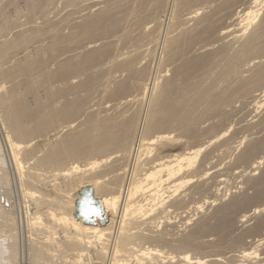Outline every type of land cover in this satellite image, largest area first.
I'll use <instances>...</instances> for the list:
<instances>
[{
  "label": "bare ground",
  "instance_id": "6f19581e",
  "mask_svg": "<svg viewBox=\"0 0 264 264\" xmlns=\"http://www.w3.org/2000/svg\"><path fill=\"white\" fill-rule=\"evenodd\" d=\"M40 1L27 0V2H24L21 0L22 3H31L32 6L38 3L36 9L41 8L39 4L42 5L43 1ZM66 1L72 5L81 2V0ZM104 1L110 2L107 8L104 9L103 5L104 10L100 8V12L88 18L85 17L87 19L83 20V23H75L74 29H71V34H68V36L60 32L59 22L56 23L58 24L57 27L54 19L53 22L51 21L53 25L51 29L49 28L51 25L49 22V27L45 23L48 29L44 24V29H40L41 26L39 28L36 24L38 27L35 28L40 30L30 28L33 31L27 32L29 29L25 27L27 31L22 30V33L18 34L17 32V35H12L9 31L13 27L16 28V22H12L16 25L11 24L12 27L10 26L11 29L8 32L11 33L10 37L14 36L16 38L9 39L6 31L5 36L9 40L4 41L1 33L5 34L6 29L3 25L4 23L7 25L11 23L10 20L6 19H11V17H6V15L13 14L3 13L2 15L0 13L1 16L5 15L6 17H1L6 22H1L2 19L0 21L3 26L0 24V40H3L0 42V62L3 64L5 59L11 61L13 59V57L9 58L11 55L17 57L20 53L23 54L22 50H25L24 48L27 52L29 47L31 49L25 55V60L22 59L23 63L17 57V61L20 59L19 63L14 62L15 59H13L16 65L9 67L10 65L3 64L4 68L9 67L10 69L6 68L0 73L3 84L9 81L11 83L10 86L0 84V118L5 129L3 137L5 147L2 148L0 144V190L6 192L5 189L9 188L8 186L11 183L12 176L10 177V175L16 173L22 190L30 198L33 205V212L30 213L31 217L28 218L30 220L27 219V222L35 233L32 236L30 235V238L28 237L30 242H28L27 254L25 250V254L21 252V257L25 260V255H28L29 264H82L86 255H89L88 258L85 257L88 259V263L84 264H130V261H134L135 264H264V246L262 245L264 244V109H259L260 107L263 108L264 105V9L261 13V9L264 8V0H169L172 2L169 11V14L171 13L170 18L172 17V32L170 31L169 37L166 36L168 38L167 41L165 40L163 53L160 57L155 55L159 58L158 63H161L164 67L166 66V69L163 70L165 74L162 73L155 77L150 74L153 72L154 66L151 67L152 69L147 67H150L151 62L147 61V64H145L147 58L141 60L139 55L135 54L144 47L141 39L139 45L143 47L138 45L139 51L138 46L136 47L137 51H135L134 43L139 41L138 35L141 34V38L142 35L143 37L144 34L147 35V32L142 34L146 31V29L143 30L146 26H141V23L143 24L146 21V17L152 16L159 19L158 14L167 12L171 2H167V0H131L129 2L127 0L126 2L123 0L113 4L111 2L113 0ZM50 2L52 3V1ZM84 2L91 4L94 3V0L91 3L89 1L87 3L86 0ZM84 2L81 3L84 4ZM100 2L102 4V1ZM98 4L100 3L91 6L97 8ZM5 5H3L5 10L10 7L9 3L6 5L8 7ZM20 5L18 6L20 7ZM149 5H152V7ZM53 6L55 8V5ZM43 7L45 6H42L41 11L46 12ZM238 7H240V10ZM92 8L89 11H92ZM27 11L24 13L27 12L30 15V10L27 9ZM22 12H20L21 15ZM47 12L45 13L46 17ZM76 13L74 12L75 15ZM131 13H136L137 19L143 20V22H138L135 17L133 18L135 21H133V25L134 23L137 26L140 25L143 32L140 33V30H137L140 33L135 34L138 39L132 37L134 32H131L132 35L130 34V36L125 34V39L128 40H126L127 44L133 38L129 45L134 44V47L131 45L130 48H135V55H131L129 52L131 56L127 57L124 51H129V46L127 45L128 47L124 50L125 40L121 41L123 44L119 43L123 37L120 36V38L122 37L120 39L116 34L119 32L118 29L122 25L124 26L123 21L128 22L127 25L129 21H132L125 19ZM34 14L36 15V13ZM167 14L168 12L163 15L164 19H166L165 15L167 16ZM42 15H44V12L39 16ZM14 17L12 18L13 21L15 20ZM34 18L33 21L36 20ZM70 22L74 23L72 20ZM28 23L30 22L28 21ZM62 23L65 24L64 21ZM162 23H165V21ZM130 24L132 26V23ZM19 25L17 29L20 28ZM152 25L155 26L156 23ZM131 26L128 28L126 26V33L128 30V33L130 32ZM169 27L167 28L169 29ZM21 28L23 29V27ZM61 28L63 29L62 26ZM159 28L161 29V27ZM48 30L49 33L53 34V37L50 36L51 34H46L52 39L51 45L48 47L37 45L39 48L33 54L34 51L31 52V47L34 44L41 43H37V36H39V41L41 39L46 40L43 36ZM116 30L118 31L115 33ZM157 30H155L156 33ZM177 30L179 31L176 32ZM124 31H121L122 34H120L124 35ZM12 32H14L13 34L16 33L15 31ZM158 33L157 38L159 37ZM41 34L44 35L40 39ZM111 34L112 38L114 35L116 36L115 40L119 38L118 44H122L123 52L119 51L121 46L116 43L117 41L115 43H111L112 39L108 43L103 41L105 39L102 38H110ZM153 35L155 36L154 33ZM99 36L101 37L100 40L95 39ZM128 36L130 40L127 38ZM149 37L147 35L144 39L142 38V41L145 42L146 38ZM32 40L33 44H31ZM35 40L37 41L35 42ZM100 41L102 43H99ZM146 41L148 42V40ZM156 41L159 42L160 40ZM76 42L78 44L84 42L79 46L82 45V49L88 47L87 51H85V48L83 50L86 53L81 51L83 54L81 55L80 51L77 52L73 48L72 44ZM147 42L144 43L145 49L148 47ZM67 44L72 45L73 49H71L75 53L69 51L66 56L69 58L72 52L75 57L77 56V59L74 56L73 59L71 57L61 59V61H57L58 69L50 71L48 68L49 62L54 58V53L59 47ZM115 44L117 45L115 46ZM154 44L158 43L154 42ZM70 45L67 50L70 49ZM158 46H154V48ZM114 49L119 52L115 51L117 53L113 54ZM130 50L133 52L132 49ZM158 50L156 49L157 52ZM76 52L80 53V56ZM145 52L142 55L146 56L149 50ZM154 53L152 56H154ZM139 54L142 56L141 53ZM19 56L22 58V55ZM154 59L156 60V58ZM102 61H107L114 68L112 70L116 71L115 75L111 72L112 78L109 79L107 73L110 66L105 63L107 67L104 65V69H108L104 79L108 81V84L100 79L101 75L104 74L102 73L104 69H101L103 65H100L101 68L99 66L95 67ZM148 62H150V65H148ZM143 64L144 66H142ZM157 65L159 66V64ZM93 66L95 69L99 68L102 71L98 69V73L95 75L96 70L92 68ZM90 69L95 70H91L94 75H85V73H91V71L89 72ZM168 71L171 73L169 74ZM35 73L43 74V79L57 76L60 77L59 80H61V77L68 79V76H72L74 73H78V75L81 73V76L84 74L85 79H87L83 78L85 81L80 84L78 82L79 85H76L77 82H75L76 86L73 88L71 87L72 84L69 85L70 83L63 82L70 86L69 89L72 88V90L79 92L80 88H88L89 95L94 91L96 92V90L91 92L90 89L99 88L100 80L104 81V86H109V80L111 79L114 83L112 80L110 83L115 84V86L110 88V86H113L110 84L109 88L104 87L107 88L110 96H120L122 98L140 96V99H144L150 91L152 93L155 91V94L151 96L152 93L150 92L149 97H152V101H149V105L147 104L145 113L143 108L146 107L145 104L149 97L145 98V104H141V106H145L142 107V111L140 105L139 108L132 102L139 109L134 108L138 112L134 110L131 115L129 113L125 115L126 112L132 110L126 109L124 105H121V108L127 110L124 111L125 113H122L123 110L119 107L122 110L120 111L117 107L118 109H115V111L121 113L117 112L116 114L114 111L115 115L111 113V116L106 115L107 117H105L103 115V117L100 114L99 116L92 114L89 115V118H87V115L84 128L83 126L78 130H75V128L74 131H70V134L67 133L66 137H60L61 139L57 137L59 140L53 144L47 141L50 145L45 146V152L41 151L43 155L41 154L36 159V165L25 167V160L35 156L36 149L31 148L32 139L46 134L50 129L56 128L62 121L73 120V117H77L78 113L84 111L82 107L84 101H86L81 96L74 98L73 101H64V98L67 99L63 95L68 89L66 86L64 89L58 86L61 90H55L48 86L49 83L33 78ZM166 75H169V77H166ZM19 76L22 77H20L22 80L17 81ZM42 77L40 76V79ZM162 77H165L163 82H161ZM48 82L50 81L48 80ZM51 83L53 82L51 81ZM52 86L54 87V85ZM42 92H45L47 96ZM41 94L47 97V100L45 98L44 101L40 96ZM59 95L60 97L62 95V98L64 97L63 101H59L65 103L57 106L54 102H57L56 99L59 98ZM129 100L131 99L126 100V103L127 101L130 102ZM32 101L35 102L34 106L31 105ZM130 103L125 106H131ZM108 110H105V112ZM258 110L263 112L260 113ZM70 124H68V128ZM63 127L62 129H64ZM61 131L57 132L60 133ZM5 148L6 150H4ZM93 156L102 158L104 162L111 160L110 162L113 165L110 164L111 168H109V164L108 167L104 166V169L107 167L104 170L100 166L103 164H100L102 160L99 159L98 162L96 159L95 162H91L85 168L74 163L71 167L66 166L71 160L75 161ZM230 156H234L233 161H230ZM226 159H229L230 162H227ZM9 167L12 168V172L9 171ZM42 167L52 168L53 170L50 172L53 174L47 175L39 172ZM99 167L102 169L100 170ZM241 167L246 168L242 169ZM55 169L57 170L56 173ZM92 169H96V171L99 169L98 172L100 173L86 177L87 174L85 173ZM102 170L104 171L101 172ZM233 171L236 175L238 173L239 177L245 178L243 180L238 177L242 180L239 181L240 183L238 182L239 185H236L237 181H235L236 184L234 183L236 186L232 183V186L236 189L233 190V187L231 189L230 187L229 189L226 188L227 190H225L227 192L229 190V194L226 191L223 194V185L221 184L226 185V182L229 183L228 177H230L229 179H231V176L236 177V175H232ZM77 173H82V175L76 176ZM89 183L93 184L95 196L101 199L105 211L110 213L111 222L107 225H102L99 222L95 225L86 224L83 219L75 216V201L80 197L79 191L82 187L90 185ZM37 187L41 191H38ZM47 188V193L49 188L51 192L53 191L52 193H55L54 197L50 193H48L49 197L47 196L48 194L44 191ZM74 190L76 193H71ZM226 193L230 197L223 202ZM206 194H209L208 200L211 199L207 201L209 206H217L210 213L203 212L188 232L174 237L177 234L172 233L173 236H169L170 232L166 233L165 230V232L163 230L161 232L155 229L157 219L162 220L164 218L170 224L174 212H177L179 216L180 210L189 213L193 208L195 212L192 205L197 203L195 202L197 198L198 200L202 199L200 196L207 197ZM205 199L207 200V198ZM200 206L197 205L196 210L201 209ZM44 215L46 221L43 218ZM187 218L185 222L188 224L191 220H195L192 215ZM251 219L256 220L255 223H251L252 225L249 222ZM186 223L184 224L186 225ZM16 229H18V224L14 211L6 209L0 203V237L2 238V240L0 238V258H2L0 260H3L4 264L18 263L16 259H19L20 255L17 248L20 249L15 244V241L18 240H15L18 233H16ZM201 236L209 239L204 240L202 237L201 239L204 240L202 241L199 239ZM212 236L216 237V240H212ZM249 236L255 238L259 236V238L253 239L251 237L255 241L248 242L247 237L249 238ZM230 239L231 241H229ZM146 243L154 244V246L145 247L144 244ZM205 243L211 247L215 245L214 247L216 250L219 249L220 253L211 249L215 253L201 256ZM251 245L258 246V250L263 246V251L260 249V252H252L248 249ZM260 245L262 246L260 247ZM241 246L242 249H240ZM162 247H169L177 254L173 255L169 251H164ZM225 249L228 253H234L226 256L227 252L224 254L221 252ZM194 250L201 253L200 257L190 255V252ZM209 250L206 251L209 252ZM71 253L74 255L70 256ZM108 255H110V258H108Z\"/></svg>",
  "mask_w": 264,
  "mask_h": 264
},
{
  "label": "rangeland",
  "instance_id": "374dc122",
  "mask_svg": "<svg viewBox=\"0 0 264 264\" xmlns=\"http://www.w3.org/2000/svg\"><path fill=\"white\" fill-rule=\"evenodd\" d=\"M0 1H1V2H0V9H1V10H0V13H2V15H3V13H4V14L7 13L8 15L13 14V15H10V16H7V15H6V17H9V18L11 17V19L6 18L5 15H4V16H1V14H0V21H1V19H2L1 22H6L5 20L3 21V18H6L7 20H10V22H11V23H8L9 25H7L6 23H4V25H3L4 28L6 29V30L4 29L5 31L3 30V31L5 32V34H2V33H1V35H2L4 41H6V39H8V38H9V39H12V40H13L14 38H16V37H14V36L10 37V36H11V33H12V35H17V32H18V34H19V33H22V30H23V31H24V30L27 31V30L25 29V27L29 29L27 32H30V30H31L32 28H35V27H38V26H39V28H40V26H41L40 29H44V28L47 27V26L49 27V23L51 24V23L53 22V21H52L53 19H54V23H55V24L59 22V25H60V26H59L60 32H61L62 34H64L65 36H66V35L68 36V34H71V31L74 29L73 27H75V23H76V24H78V23L81 24V22L83 23V22H84L83 20H86L88 17H90V16H92V15H94V14L100 12L99 9H100V8L103 9V5H104V9H105V8H107V6L110 4V2H107V1L105 2L104 0H99V1H98V0H94V3H91L93 0H86L87 3H88V1H89V3H91V4H86V3L84 2L85 0H84V1L81 0V2H82V3L84 2V4H82V3L80 2V4L78 3V4L80 5V6H79L78 4H74V5L69 4L70 2L68 3L66 0L63 1L65 4L62 2V0H59V1L56 0L57 2H54L55 0H54V1H53V0H45V1H44V0H41L40 2L43 1V2H42V5L39 4V6H40L41 8H40V9H36L35 7L38 5V3H37V5L35 4V6H34V5L32 6L31 3H22L21 0H20V1H18V0H17V1H16V0H14V1L11 0V1H10V0H9V2H8V0H4L3 2H2V0H0ZM23 1H24V2H27V0H23ZM48 1H49V4L55 5V8H54V6L52 7V5H49V4H48ZM50 1H52V3H51ZM65 1L67 2V4H66ZM100 1H102V4H101ZM122 1H123V0H121V1L113 0V1H111V2H113V4H116V3H118V2H122ZM125 1L127 2V0H125ZM129 1H131V0H128V2H129ZM168 1H169V0H167V2H168ZM7 2L9 3V6H10V7H11V5H12L11 10H14V11H11V10H10V7L6 6V5L8 4ZM19 2H20V3H19ZM28 2H29V1H28ZM40 2H39V3H40ZM98 2H99L100 4L97 5V8H96V6L92 8L91 5L94 6V4H95V3H98ZM169 2H171V1H169ZM5 3H6V5H5ZM17 3H19V4H17ZM45 3H46V4H45ZM53 3H54V4H53ZM108 3H109V4H108ZM20 4H21V5H20ZM23 4H24L25 6H24ZM26 4H29V5L27 6ZM3 5H5V6L8 7V8H6V10H5V7H4ZM18 5H20V7H19ZM22 5H23V6H22ZM30 5H31V6H30ZM43 5L45 6V7H43V8L46 10V12L48 11V12H47V14H48L47 17L49 16L50 18H47V17L45 16V15H46V14H45L46 12H45L44 10H42V11L44 12V15H42L43 18L41 19L42 16H39V15L43 14V12L41 11ZM48 5H49V6H48ZM56 5H57L58 7H57ZM75 5H76V6H75ZM77 5H78V6H77ZM83 5H85V6H83ZM99 5H100V6H99ZM171 5H172V2L169 3V8H168V11H167L168 14H169V11H170V9H171V7H170ZM21 6H22V7H21ZM26 6H27L28 8H27ZM29 6H30V8H29ZM46 6H47L48 8H47ZM71 6H74V7H71ZM149 6L152 7V5H149ZM149 6H148V8H150ZM198 6H200V5H198ZM16 7H17V8H16ZM18 7H19V8H18ZM31 7H32V8H31ZM33 7H34V9H33ZM75 7H77V9H75ZM81 7H83V8L81 9ZM87 7H88V8H87ZM20 8H21V10H20ZM22 8H24V9H22ZM37 8H39V7H37ZM52 8H54V9H52ZM57 8H58V9H57ZM71 8H72V9H71ZM78 8H79V9H78ZM91 8H92V11H89V10H91ZM239 8H240V7H238V9H239ZM3 9H4L5 11H2ZM16 9H18V10H16ZM27 9L30 10L31 13H30V12H29V13H30L32 19H31L30 15L27 13V12H28ZM65 9H66V10H65ZM83 9H85L87 12H86L85 10H83ZM93 9H94V11H93ZM104 9H103V10H104ZM263 9H264V8H262L261 11H262ZM7 10H8V11H7ZM24 10L27 11V12L24 13V12H25ZM37 10H39V11H37ZM68 10H69V11H68ZM71 10H72V11H71ZM77 10H78V12H79V13L77 12L78 14L76 13ZM239 10H240V9H239ZM10 11H11V12H10ZM16 11H17V12H16ZM18 11H19V12H18ZM22 11H23V12H22ZM50 11H52V12H50ZM73 11L76 13V15L74 14ZM101 11H102V10H101ZM261 11H260V12H261ZM9 12H10V13H9ZM12 12H13V13H12ZM20 12H22V15H21ZM40 12H41V13H40ZM49 12H50L51 14H50ZM55 12H56V13H55ZM72 12H73V13H72ZM88 12H89V13H88ZM90 12H91V13H90ZM167 12L165 11V12H161V14H158L159 19H155V18H153L152 16H149V17L147 16V17H148V18L146 17V21H147V23H146L145 19H144L145 22H143V20H142V21H141V20H138V19H137V15H136V13H131L129 16H127V17L125 18L126 20H132V21H129V24H128V25L131 26L130 23H132V26H131V27L133 28V30H132V28L130 27V28H131V29H130V32L128 33V31H129V30H128L127 33H126V30H127V29H126V26H127V28H128L129 26L127 25L128 22L125 21V22H126V24H125V22L123 21L124 26L122 25V27H124L125 29H124V28L122 29V27H121L120 29H118L119 32H117L118 30H116V31H114V32H115V33L117 32L116 36H118L119 38H120V36L123 37V38L121 37L122 39L120 38L121 40L119 41V43L124 39L125 41H124V40H123V41H124L126 44H125V43L123 44V42H121V43L123 44V46L125 45V46H124V50L129 46V51H126V50L124 51V50H123V46H122V44H118V40H119V38H118V40H117V39L115 40V38H116L115 35H114L113 38H112V34H111V37H110V38L108 37V38H102V39H105V40H103V41L106 42V43L111 42L112 40H113V41H112L111 43H113V42L115 43V42L117 41L116 43H117L119 46H121V47L117 46V47H119V49L121 48L119 51H121V52L124 51L125 54L127 55V57H130L132 54L135 53L134 50H135V48L140 44V43H139V42H140V39H141V43H142V45H143L144 47H143L142 45H139V46H142L144 49H145V47H146L144 43H146V42H147L146 40H148V42H147V44H148L147 46H148V47H147L146 49L149 50L150 53L147 52L146 49L144 50L143 48H142V49L140 48L141 50H144L143 52H142L141 50L139 51V46H138L137 48H138V51H139V52H138V53H135V54H136V55H139V57L141 58V60H145V59L147 58L146 62L144 61L145 64H147V61H150V62H151V65H150V62H148V65H150V67L146 65L149 69H150L152 66H154V67H153L154 69L152 70L153 72L150 73L151 75H153L152 77H155V76L161 75L162 73L165 74V71L163 72V70L166 69V66L164 67L163 65H161V63H158V62H159V58H157V57H160V55L163 53V51H164L163 48H165V47H164V46H165L164 44H166L167 38L170 36V34H171V32H172V28H171V27H172V24H171V23H172V22H171V18H172V17L170 18V14H171V13H170L169 15L167 14V16L165 15V18H166V19H164V16H163V15L166 14ZM19 13H20V14H19ZM34 13H36V15H38V13H39V15L36 16ZM82 13H83V14H82ZM86 13H87L88 16L86 15ZM162 13H164V14H162ZM261 13H263V11H262ZM27 14H28V15H27ZM32 14H34V15H32ZM53 14H54V15H53ZM58 14H59V15H58ZM70 14H72V15H70ZM79 14H81V15H79ZM90 14H91V15H90ZM26 15H27V16H26ZM66 15H67L68 17L72 18V19L68 18ZM160 15H161V16H160ZM260 15H261V14H260ZM14 16H15V17H14ZM23 16H24V17H23ZM25 16H26V18H25ZM34 16H35V18H34ZM158 16H157V18H158ZM168 16H169V18H168ZM1 17H3V18H1ZM13 17H14V19H15L14 21L12 20ZM28 17H30V18L28 19ZM36 17H38V18H36ZM51 17H52V19H51ZM65 17H67V18H65ZM79 17H82V18H84V19H82V18L80 19ZM85 17H87V18L85 19ZM129 17L132 18V19H130ZM134 17L137 19L136 21H138V22H140V21L143 22V24L141 23V26H142V25H143V27L146 26V28L143 29V30L146 29V31L143 32V30H142V28L140 27V25H139L138 22H137V23H138L139 26H137V24H135V23H134V25H133V21H134L133 18H134ZM150 17H152V18H150ZM160 17H161V18H160ZM162 17H163V18H162ZM259 17H260V16H259ZM33 18L36 19L37 21H36V20L33 21ZM73 18H74V19H73ZM257 18H258V17H257ZM18 19H19V20H18ZM27 19H28V20H27ZM61 19H63V20H61ZM66 19H67V21H66ZM139 19H140V18H139ZM150 19H151V20H150ZM152 19H153V21H152ZM163 19H164V20H163ZM11 20H12V21H11ZM16 20H17V21H16ZM45 20H48V21H45ZM49 20H50V21H49ZM55 20H56V21H55ZM71 20L74 21V23H73V22H70ZM76 20H78L79 22H78V21L75 22ZM166 20H167V21H166ZM168 20H169V21H168ZM256 20H257V19H256ZM28 21L30 22V23H28L29 25L27 24ZM31 21H33V22L31 23ZM39 21H40V22H39ZM44 21H45V22H44ZM51 21H52V22H51ZM57 21H58V22H57ZM63 21H64L65 24L62 23ZM157 21H158V22H157ZM164 21H165V23H162V22H164ZM12 22H13V23L16 22L17 25H16V24H13ZM37 22H38V23H37ZM42 22H43V23H42ZM48 22H49V23H48ZM134 22H135V21H134ZM150 22H151V23H150ZM160 22H161V23H160ZM41 23H42V24H41ZM45 23H47V26H46ZM61 23H62V25H61ZM149 23H150L151 25H152L153 23H154V25H155V23H156V25H155V26H153V25L151 26ZM167 23H169V24H167ZM0 24H1V26H2V23H0ZM11 24H13L14 26L16 25V28L13 27L15 30H14L13 28H12V29L10 28V26L12 27ZM19 24H20L21 26H20ZM33 24H34V26H33ZM36 24H37L38 26H37ZM39 24H40V25H39ZM43 24H44L45 27L43 26ZM71 24H72V25H71ZM144 24H145V25H144ZM159 24H160V25H159ZM170 24H171V26L169 27ZM5 25H6V26H5ZM18 25H19V27H20L19 29H17V28H18ZM22 25H23V26H22ZM30 25H31V26H30ZM3 26H2V27H3ZM29 26H30V27H29ZM42 26H43V27H42ZM52 26H53V25L51 24L49 28L51 29ZM56 26L58 27V24H56ZM61 26L63 27V29L61 28ZM133 26H134V27H133ZM149 26H150V27H149ZM7 27H8V28H7ZM21 27H23V29H22ZM48 27H47V29H48ZM64 27H66V28H64ZM137 27H140L141 29H140V28L136 29ZM147 27L150 28L151 30L149 29V31H147V29H148ZM159 27H161V29H162V28H163V29L161 30ZM167 27H169V29H168ZM30 28H31V29H30ZM154 28H156V29L159 30V31L157 30V33L159 32V33H158V34H159V37L161 36L160 39H158L159 37L157 38V33H156V31H155L156 29L154 30ZM166 28L169 30V33H168V31H167ZM9 29H11V30H9ZM37 29H38V28H37ZM37 29L35 28V29H33V30H37ZM40 29H38V30H40ZM68 29H69V30H68ZM71 29H72V30H71ZM121 29H122V30H121ZM164 29H165V30H164ZM249 29H250V28H249ZM249 29H248V30H249ZM8 30L11 31V33L8 32ZM19 30H21V31L19 32ZM33 30H31V31H33ZM124 30H125V31H124ZM131 30H132V31H131ZM134 30H136V31H134ZM137 30H140V33L143 32L142 34H144V33L147 32L148 37H149V36H150V37H149V38H146L145 42L142 41V38L144 39L145 37H147V35L145 36V34H144V37H143V35H142V38H141V36H140L141 34H140ZM248 30H247V33H248ZM6 31H7L8 33H7ZM12 31H15L16 33L13 34L14 32H12ZM25 31H24V32H25ZM64 31H65V33H64ZM68 31H69V32H68ZM121 31H124V32H123L124 35H121V34H122ZM160 31H163V32H160ZM170 31H171V32H170ZM178 31H179V30H177L176 32H178ZM4 32H3V33H4ZM24 32H23V33H24ZM46 32H47V33H44L45 35H46V34H51V33H49V32H50L49 30L46 31ZM66 32H67V33H66ZM131 32H132V33L134 32V33H133L134 36L131 34ZM135 32H138V33H135ZM165 32H166V34H165ZM6 33H7V35H8V38L5 36ZM115 33H114V34H115ZM120 33H121V34H120ZM153 33L155 34V36L153 35ZM161 33H163V34L161 35ZM9 34H10V35H9ZM44 34H43V35H44ZM125 34H126V35L129 34V36H130V34H131L133 38L136 37V35L140 34V35H138V37H139V41H137V43H134V44H135V48H130V46H131L132 44L129 45L130 42H132L133 38H132L131 41H129L128 44H127V42H126L127 39H125V37H126ZM135 34H136V35H135ZM151 34H152V35H151ZM245 34H246V33H245ZM1 35H0V37H1ZM43 35L41 34L40 39H41V37H42ZM45 35L43 36V38H46L47 41H48L49 39H50V40H49L48 42H47L45 39H41L42 41H41V40L39 41V39H38L39 36H37V40H38V41L35 40V42H36V41H37V43H40V42L42 43V42H43V43H42L43 45H42L41 43H40V44H34V45L31 47V48H32V51H31V52L34 51L33 54H35V52H36L35 50H37V48H39L38 46L48 47V46L51 45V43H52V39L50 38V36L53 37V36H52L53 34H51L49 37H48V35H46V36H45ZM167 35H168V37H166ZM129 36H128L127 38H129ZM163 36H164L165 38H164ZM4 37H5V38H4ZM47 37H48V38H47ZM138 37H136V38L138 39ZM152 37H154L153 40H152ZM155 37H156V38H155ZM150 38H151V39H150ZM162 38H163V39H162ZM9 39H8V40H9ZM34 39H36V38H34ZM95 39H97V40L99 39V40H100L101 37H100V36H99V37H95ZM106 39H108V40L106 41ZM110 39H112V40H110ZM3 40L1 39L0 42H2ZM8 40H7V41H8ZM43 40H44V41H43ZM92 40H94V39H92ZM109 40H110V41H109ZM114 40H115V41H114ZM129 40H130V38H129ZM156 40H160V41L158 42V41H156ZM165 40H166V41H165ZM10 41H11V40H10ZM101 41H102V40H101ZM101 41H100L99 43H102V42H103V41H102V42H101ZM127 41H128V40H127ZM134 41L136 42V40H134ZM153 41H154L155 43L157 42L158 44H154ZM85 42H86V41H85ZM143 42H144V43H143ZM162 42H163V43H162ZM33 43H34V42H33V40H32V43H31V44H33ZM47 43H48V44L50 43V44L47 45V46L44 45V44H47ZM99 43H98V44H99ZM160 43H161V44H160ZM71 44H72V43H71ZM79 44H84V42H79ZM79 44H78V42L72 44V45L74 46L73 48L76 49L77 52L80 51V53H81V51H83V50H85V49H86L85 51H87L88 47H87V48L84 47L85 49H84V48L82 49V45L79 46ZM117 44H115V46H116ZM134 44H133V45H134ZM136 44H137V45H136ZM162 44H163V45H162ZM37 45H38V46H37ZM67 45H68V44H67ZM67 45L59 47V48L56 50V52L54 53V58H53L52 60H53V62H55V63H53L52 60L49 62L50 64H49V67H48V68H49L50 71H56V70L58 69V63H57V61H61V59H62V60H64V59H69L70 57L73 59V58L75 57V56H74L75 54H74V55L72 54V52L74 51V50H72V49H73V48H72V45L69 44V45H70V49L72 48L71 50H70V49L67 50V48L69 47V45H68V46H67ZM76 45L78 46V47H77L78 49L75 47ZM127 45H128V46H127ZM133 45H132V46H133ZM158 45H159V46H158ZM99 46H101V45L99 44ZM99 46L97 45V47H99ZM115 46H114V47H115ZM132 46H131V47H132ZM154 46H158V47H157V48H154ZM160 46H161L162 49L160 48ZM34 47H35V49H34ZM80 47H81V48H80ZM133 47H134V46H133ZM137 48H136L135 51H137ZM148 48H149V49H148ZM24 49H25V50H22V53H23V54H21V53L19 54V55H22V58H21V56H19V55L17 56L18 58L21 59V60H20V59H19V60L22 61V63H23V60H22V59L25 60V57H26L25 55H26L27 53H29V51L31 50L30 47H29V51H28V52L26 51V48H24ZM80 49H81V50H80ZM89 49H90V48H89ZM115 49H116V47H115ZM115 49H114L113 54H114V53H117V52H115V51H118V50H115ZM117 49H118V48H117ZM130 49H132L133 52H132ZM151 49H152V50H151ZM154 49H155V50H154ZM156 49H157V50L159 49L158 52L156 51ZM27 50H28V49H27ZM122 50H123V51H122ZM162 50H163V51H162ZM59 51H60V52H59ZM69 51H72V52L70 53L72 56L70 55V57L68 58L66 55H67V52H69ZM85 51H83V52H85ZM119 51H118V52H119ZM145 51H146L147 53H146ZM153 51H156V52L154 53ZM160 51H162V52L160 53ZM31 52H30V53H31ZM77 52H76V53H77ZM126 52H127V53H126ZM129 52L131 53V55H130ZM144 52L146 53V56H147L148 54H150L151 57H153V58L149 57L150 55H148V57L144 56V54L142 55V53H144ZM151 52H152V54H151ZM24 53H25V54H24ZM73 53H75V51H74ZM80 53H77V55L80 56ZM85 53H86V52H85ZM85 53H84V54H85ZM139 53H141V55H142L143 57L140 56ZM153 53H154V56H152ZM159 53H160V54H159ZM31 54H32V53H31ZM59 54H60V55H59ZM135 54H134V55H135ZM23 55H24V57H23ZM81 55H83V54L81 53ZM126 55H125V57H126ZM128 55H129V56H128ZM155 55H157V57H156ZM34 56H35V55H34ZM60 56H61V57H60ZM68 56H69V53H68ZM73 56H74V57H73ZM11 57H13V59H15V61H14L13 59H11V61H10V59H9V61H6V59H5L3 64L6 63V64H8V66L10 65L9 67H11L12 65H13V66L16 65L14 62H18V61H19V60H18V61L16 60V58H17L16 55H14V56L11 55V56H9V58H11ZM65 57H67V58H65ZM76 57H77V56H76ZM76 57H75V59H77ZM144 57H145V58H144ZM142 58H143V59H142ZM154 58H156V60H155ZM59 59H60V60H59ZM151 59H153V60L151 61ZM141 60H140V61H141ZM13 61H14V62H13ZM20 61H19V62H20ZM103 61H104V60H103ZM103 61H102V62H103ZM107 61H108V60H107ZM107 61H106V62H103L104 64L101 62L102 64L99 63V64H98L97 66H95V67L97 68V67L99 66V67L101 68L102 66H100V65H103V67L101 68V69L103 70L105 66L107 67V65H105V63H108ZM12 62H13V63H12ZM19 62H18V63H19ZM24 62H25V61H24ZM154 62H155V63H154ZM0 63H1V62H0ZM11 63H12V64H11ZM1 64H2V63H1ZM3 64L0 66V73H1L2 70H5V69L7 68V67L4 68V65H3ZM24 64H25V63H24ZM52 64H53V65H56V66H55V67H52V66H53ZM141 64H142V61H141ZM153 64H154V65H153ZM157 64H159V66H158ZM104 65H105V66H104ZM6 66H7V65H6ZM50 66H51L52 68H51ZM108 66L111 67V71H110V67H109V69L107 68V69L110 71V72L108 71V73H107V69H104L103 71H105V72H103L101 69L98 68L99 71L101 70L102 73H104V74L101 75V76H102V77L100 78L101 80L103 79V80L105 81L106 79H104V78L106 77L107 74H109V75H107V76H109V79H110V77L112 78V74H111V72L115 75V72H116V71H115V70H112L113 67H112L109 63H108ZM142 66H144V64H143ZM160 66H161V67H160ZM9 67H8V68H9ZM95 67L93 66L92 68L95 69ZM2 68H4V69H2ZM8 68H7V69H8ZM56 68H57V69H56ZM9 69H10V68H9ZM94 69H90L89 72H90L91 70H94ZM98 69H95V70H96L95 75L98 73ZM113 69H114V68H113ZM151 69H152V68H151ZM95 70H94V71H95ZM158 71H159V72H158ZM154 72H155V73H154ZM105 73H107V74L105 75ZM158 73H159V74H158ZM168 73L170 74L171 72L168 71ZM72 74H73V73H72ZM76 74L78 75V73H74V75H72V76L75 77V79H74V77L72 78V76L69 75V76H68V79L66 78L67 80H69V78H70L69 81H67L65 78L63 79V77H61V80H59L60 77H57V76H55V77H49V78H45V79H46V81H45V79H43V78H44L43 74H42V75L39 74V73H35V74H34L35 77H33V78H35V79H37V80L44 81L45 83H49L48 86H50L51 88H53V89H55V90H56V89H58V90L64 89L65 86H66V88H68V89H66L65 93L63 94L64 97H66L67 99H65L64 97H63V98H64V99H63V98H62V95H61V97H60V95H59V98L56 99L57 102H54V104L56 103L55 105L60 106V105H62L63 103H65V102H62L63 100H64V101H65V100H66V101H73V100H75L78 96H81V98H83L84 100H86V101H84V103H83V105H84L85 107H84V106L82 107V108L84 109L85 112L82 111V109H81L82 113H81V112L78 113V114L76 115L77 117H75V118L73 117V120L70 119V120H68L69 122L66 121V120H65V121H62V122H60L59 125L56 127L57 129L54 127V128H52V129H50L46 134H43L42 136L40 135V136L34 137V138L32 139V141H31V148L36 149V150H35V156H33L34 158L32 157V158H30V159L25 160V162H26L25 167H29V166H31V165H36V162H35V161H37L36 159H38V157L41 156V154H42L41 151L45 152V149H44V148H46L48 145L53 144L54 142H56V141H58L59 139H61L60 137H64V136L66 137V136L68 135L67 133L70 134V131H72V130L74 131L75 128H76L75 130L81 129L80 127H82V126H83V128H84V126H85L84 124L86 123V122H84V121H87V118H89L92 114H93V115H96V114H97L98 116H99V114H100V116H103V115H104L105 117H107L106 115L109 116L111 113H114L115 109H118L119 107L121 108L123 105H124V107H125L126 109H130V110H132V111H129V112H126V113H125L124 111H127L126 109L121 108V109L123 110V111H122V110L119 108L120 111H122V113H125V115H127L128 113L131 115L135 109H139L140 107H141V111H142V107H145V106H146L145 108H143V111H144V113H145V111H146V109H147V106L149 105V101H152V100H151L152 97H151V98L149 97V96H150L149 94H150L151 91L149 92V94H147V97H149V98H148L149 100L147 99V97H145V98L147 99V102H148V103L146 102L145 98H144V99H140V98H141L140 96H137L138 98H137V97H134V96H133V97L130 96V98H122V97H120V96H110V95L108 94V92H107V88H104V87H108V88H109L110 84H112V83H110V81H111V80L113 81V79L109 80V86H108V85H107V86H104V84H105L106 82H107V84H108V81H105V83H103L104 81L102 82V81L100 80V82H102V83L99 82V85H98L99 88L96 87L97 89H96V88H95V89H90L91 92L94 91V90H96V92H95V91H94L95 93L92 92L91 95H89V94H90V91H89V94H88V90H89L88 88H86L87 91H86L85 88H80V92H79V91L72 90V88L75 87V86L78 84V82H79V84H80V83H82L83 81H85V80L87 79V78L85 79V75H87V76H88L89 74H91V75L93 74V75H94V72L91 71V73H88V74L85 73V75L82 73V74H83L82 76H81V73H79L80 76L78 75V77H77ZM36 75H38V76L40 75L41 77H42V76H43V77L40 79V76L38 77V76H36ZM75 75H76V76H75ZM118 75H119V73H118ZM104 76H105V77H104ZM0 77H1V76H0ZM20 77H21V76L18 77V80H17V81L22 80V79H21L22 77H21V78H20ZM166 77H169V75H166ZM19 78H20V79H19ZM38 78H39V79H38ZM57 78H58V79H57ZM81 78H82V79H81ZM83 78H84L85 80H83ZM164 78H165V77H164ZM164 78H163V77L161 78V80H162L161 82H163V79H164ZM54 79H55V80H54ZM56 79H57V81H56ZM73 79H74V80H73ZM48 80H49L50 82H48ZM107 80H108V77H107ZM1 81H2V78H0V84H1V83L3 84L4 82H3V81L1 82ZM51 81H52L53 83H51ZM54 81H55V83H54ZM63 81H64V82L66 81V82L70 83L69 85L72 84V85H73V86L71 85L72 88L69 89L70 86H69L68 84L64 83ZM75 82H77L76 85H75ZM161 82H160V83H161ZM113 83H114V81H113ZM79 84H78V85H79ZM101 84H102V85H101ZM3 85H5V86H10L11 83H10V81H9V82H7V83H5V84H3ZM46 85H47V84H46ZM52 85H54V87H53ZM55 85H57V86H55ZM112 85H113V84H112ZM58 86H60L61 89H60V87H58ZM114 86H115V84H114L113 86H110V88H112V87H114ZM56 87H57V88H56ZM102 89H103V90H102ZM105 89H106V90H105ZM67 90H68V91H67ZM69 90H72V91H69ZM97 90H98V91H97ZM99 90H100V91H99ZM101 90H102V91H101ZM103 91H105V92H103ZM66 92H67V94H66ZM74 92H76V93L79 92V93H81V95H79V93H77V94H78V95H77V94L74 93ZM86 92H87V93H86ZM43 93L46 94L45 92H42V94H43ZM68 93H69V94H68ZM105 93H106V95H105ZM151 93H152V92H151ZM42 94H41L40 96L43 98V100L45 101V98H46V100H47V97H45V96L42 95ZM74 94H75V95H74ZM103 94H104V96H103ZM107 94L109 95V97H108ZM154 94H155V91H153V93L151 94V96H154ZM76 95H77V96H76ZM87 95H89V97L91 96L90 99H89V97H87ZM46 96H47V94H46ZM75 96H76V97H75ZM106 96H107V97H106ZM57 97H58V96H57ZM57 97H56V98H57ZM110 97H111V98H110ZM112 97H113V99H112ZM116 97H118V98H116ZM139 97H140V98H139ZM74 98H75V99H74ZM103 98H104V99H103ZM135 98H137V99H135ZM62 99H63V100H62ZM128 99H131V100H129L131 103L128 102V101H127V103H126V100H128ZM59 100H62V101L60 102ZM120 100H121V101L123 100V101L121 102ZM137 100H138V101H137ZM142 100H143V101H142ZM144 100H145V101H144ZM117 101H118V104H117ZM134 101H135V102H134ZM140 101H142V102H140ZM132 102L134 103V105H137L138 107H139V105H140V107L137 108L136 106L133 105ZM145 102H146V104H145ZM87 103H88V104H87ZM114 103H115L116 105H115ZM128 103H130L131 106H129V107H128V106H125V105H128ZM150 103H151V102H150ZM86 104H87V105H86ZM113 104H114V106H113ZM141 104H145V106H144V105L141 106ZM147 104H148V105H147ZM31 105L34 106V105H35V102L32 101V102H31ZM121 105H122V106H121ZM132 105H133V106H132ZM106 106H108V107H106ZM117 107H118V108H117ZM130 107H132L133 109L130 108ZM134 108H135V109H134ZM108 109H109V110H108ZM144 109H145V110H144ZM259 109H262V110H263V109H264V105H263V108L260 107ZM105 110H108V111L105 112ZM262 110H258V112L260 111V113H261ZM92 111H94V112H92ZM120 111H115V113L117 114V112L119 113ZM139 111H140V110H139ZM91 112H92V113H91ZM131 112H132V113H131ZM135 112H138V110H135ZM135 112H134V113H135ZM262 112H263V111H262ZM106 113H107V114H106ZM115 113H114V115H115ZM120 113H121V112H120ZM87 115H88V117H87ZM89 115H90V116H89ZM111 115H112V114H111ZM111 115H110V116H111ZM79 116H80V117H79ZM81 116H82V117H81ZM104 116H103V117H104ZM86 117H87V118H86ZM79 118H80V119H79ZM70 121H72L71 124H70ZM81 122H82V124H81ZM83 122H84V123H83ZM65 124H66V125H65ZM68 124H70V126H72V127L69 126V128H68V127H67ZM63 126H65L66 128L63 127ZM74 126H75V127H74ZM58 127H59L60 129H59ZM62 127H63L64 129H62ZM67 129H69V130H67ZM51 130H53V131H51ZM59 130H62V131L64 130V131H63V132L61 131L60 133H58ZM57 131H58V132H57ZM64 133H65V134H64ZM4 135H5V129H4V127H3L2 120H1V118H0V144H1L2 148L5 147V142H4V140H3ZM57 137H58L59 139H57ZM50 138H51V139H50ZM47 141H48V142L50 141V144H48ZM44 142H45V144H44ZM46 145H47V146H46ZM45 146H46V147H45ZM4 150H6V148H5ZM42 155H43V154H42ZM230 157H231V158H229L230 161H233L234 156H230ZM232 157H233V158H232ZM5 159H8V158H5ZM96 159H97V161H98L99 159L102 160V158H97V157H94V156H93V157H86V158L78 159V160H75V161L71 160V162H69V164L66 165V166H67V167H71L72 164L74 163V164H79V165L83 166V168H85V167L88 166L91 162H95ZM104 159H105V158H104ZM229 159H226L227 162H230ZM99 161H100V160H99ZM99 161H98V162H99ZM102 161H103V160H102ZM102 161L100 162V164L103 163L104 165L101 164L100 166L103 167V169H104V166H107L108 164H109V165H110V164L113 165V164L110 162L111 160L108 161V162H104V161L102 162ZM112 162H113V161H112ZM105 163H106V165H105ZM225 164H226V162H225ZM109 165H108V166H109ZM111 165L109 166V168H111ZM108 166H107V167H108ZM101 167H99L100 170L102 169ZM107 167H106L105 169H107ZM225 167H226V165H225ZM109 168H108V169H109ZM239 168H240V167H239ZM239 168H237V169H238V170H241V169H239ZM241 168H242V167H241ZM243 168L245 169L246 167H243ZM243 168H242V169H243ZM263 168H264V167H263ZM105 169H104V170H105ZM237 169H235V170L237 171ZM40 170H41V171H40ZM51 170H53V169H52V168H45V167H42L41 169H39V172H41V173L43 172V173H45V174H47V175H52L53 173L50 172ZM98 170H99V169H98ZM98 170L96 171V169H92V170H90V171H87V172L85 173V174H87L86 177L91 176V175L94 176V175H96L97 173H100V172H98ZM104 170H102L101 172H103ZM235 170H234V171H235ZM9 171L12 172V168L10 169V167H9ZM234 171H233V173L231 172L232 175H236V173H234ZM248 171H249V170H248ZM56 172H57V170L55 169V173H56ZM237 172H239V171H237ZM257 172H258V171H257ZM95 173H96V174H95ZM231 173H230V174H231ZM81 175H82V173H77V174H76V176H81ZM11 176H12V177H11ZM229 176H231V175H229ZM10 177H11V181H10L11 183H10L9 186H8L9 188L5 189L6 192H4V190H0V203H1V205H3L6 209H12V210L14 211V214H15L16 218H17L18 229H16L15 231H16V233L18 232V233H17L18 235L16 234L17 238H16L15 240L18 239V240H17L18 242L15 241V242H16L15 244H16L17 247H19V249H20V250H18V248L16 247V248H17V251L19 252V255H20V256L18 255V256H19V259H16L17 262H18V263H16V264H29V258H28V255H25L26 258H25V260H24V258L21 257V256H22V253H21V252H24V251L26 250L25 252H26V254H27V249H28V246H29V245H28V244H29L28 242H30V241H29V238H30L29 236H30V235L32 236V234L35 233V232H33V231L31 230V228L29 227L28 222H27L28 220H30V219H28L29 217H31V214H30V213L33 212V205L31 204V200H30V198H28V197L25 195L24 191L22 190V187H21L20 182H19V178H17L18 176L16 175V173H15V174H11ZM238 177H239V176H238V173H237L236 177H235V176H233V177L231 176V179H229L230 177H228L229 183H227V182L225 183L227 186L224 185V184H221V185H223V186H222V190H223L222 192H223V194H225L224 191L227 190L226 188L229 189V187H230V189H231V187H233V188H232L233 190L236 189V188L234 189V186L239 185V183L242 181V180L238 179ZM233 178H234V179H233ZM236 178H237L238 180H237ZM239 178H241V179L244 180L245 177L242 178V176H240ZM58 181H61V180L58 179ZM231 181H232V182H231ZM235 181H237V182H236L237 184L235 183ZM239 181H240V182H239ZM61 182H62V181H61ZM238 182H239V183H238ZM232 183H233V184L235 183L236 185L234 184V186H232V185H233ZM89 184L93 186L92 183H89ZM221 185H220V186H221ZM229 185H230V186H229ZM30 186H32V185H30ZM33 186H34V185H33ZM220 186H219V187H220ZM225 186H226V187H225ZM34 187H36V186H34ZM93 187H94V186H93ZM224 187H225V188H224ZM31 188H32V187H31ZM220 188H221V187H220ZM8 189H9V190H8ZM36 189H37L38 191H41L39 187H37ZM225 189H226V190H225ZM50 190H51V189L49 188V192H48V193H50V195H52V197H54V196H55V193H52L53 191L51 192ZM44 191H46V194H48V193H47L48 188H47V190H44ZM54 192H55V191H54ZM226 192H227V191H226ZM44 193H45V192H44ZM51 193H52V194H51ZM71 193L74 194V193H76V191L74 190V191H72ZM227 193L229 194V190H228ZM227 193H226V195H225L226 197H225V196L223 197V200H224L223 202H225V200L228 199V198L230 197V195H227ZM223 194H222V195H223ZM206 195H207V194H206ZM208 195H209V194H208ZM208 195H207V197H206V196H205V197H204V196H200L202 199H201V200H198V198H197L196 201H195V202H197V203H194V205H192V206H194V210H195L196 214H195V212L193 211V208H192V210H190V212H189L190 215H188L189 213L182 212V210L179 211L180 216L178 215L177 212H174V213H177V214L172 213V217H171V221H172V223L169 224L168 221H167L166 219H164V218H163V219L161 218L162 220L157 219L156 224H155V229H157V230H159V231H161V230L164 231V230H165L166 233H169V232H170V233H169V234H170L169 236H173V235H171L172 233H175V235L177 234V235L174 236V237L180 236V235L183 234L184 232H188V230H190V227L193 226L192 224H193V223L195 224L196 220L199 219V218L201 217V215H202L203 212H206V213L208 212V213H210V212H212V211L214 210V207L217 206V205H215V206H213V207H212V206H209V203H207V201H210L211 199L208 200V199H209V198H208ZM47 196L49 197V194H48ZM47 196H46V199L48 198ZM52 197H51V198H52ZM203 197H204V198H203ZM205 198H207V200H206ZM204 199H205V200H204ZM223 202L221 201V203H223ZM204 203H205V204H204ZM206 203H207V204H206ZM27 204H28V205H27ZM196 204L199 205V206L201 205V206H200L201 209L199 208V210H196V208H195V207H197ZM218 204H219V203H218ZM195 205H196V206H195ZM203 205H204V206H203ZM202 206H203V207H202ZM47 207H48V206H47ZM197 208H198V207H197ZM202 208H203V209H202ZM28 210H29V211H28ZM44 210H46V208H44ZM204 210H205V211H204ZM191 211H192V212H191ZM200 211H201V212H200ZM181 213H183V214H181ZM194 214H195V215H194ZM107 215H108V223H107V224H109V223L111 222V221H110V213L107 212ZM175 215H176V217H175ZM191 215H192V218H193V215H194L195 220H191L190 223L188 224V223H186L185 221H187V219H188L187 217H189V216H191ZM196 216H197V217H196ZM43 218H44V220L46 221V216H45V215H44ZM194 218H193V219H194ZM27 219H28V220H27ZM255 219H256V218H255ZM158 220H159V221H158ZM163 220H164V221H163ZM251 220H252V219H251ZM251 220L249 221L250 224H251V223L253 224V223L256 222V220H254V219L252 220V222H251ZM160 221H161V223H162V222H163V223L161 224ZM158 222H159V223H158ZM99 223H100V222H99ZM184 223H186V225H185ZM107 224H105V225H107ZM158 224H159V225H158ZM160 224H161V226H160ZM250 224L248 223L249 226L252 225V224H251V225H250ZM248 225H247V226H248ZM157 226H158V227H157ZM156 227H157V228H156ZM170 227H171V228H170ZM168 229H169V230H168ZM31 231H32V232H31ZM165 231H164V232H165ZM161 232H162V231H161ZM29 233H30V234H29ZM37 233H38V232H37ZM16 236H15V237H16ZM28 237H29V238H28ZM202 237H203V236L199 237V239H201ZM213 237H214V236H212L211 239H212V240H213V239L216 240V237H214V238H213ZM251 237H252L253 239H257V238H259V236L256 237V238H255L254 236H251ZM251 237H250V236H249V238L247 237V241H248V242H254V241H255V240H253ZM0 238H1V237H0ZM199 239H198V240H199ZM202 239L206 240V239H209V238H207V237L204 238V237H203ZM202 239H201V240H202ZM231 239H232V238H231ZM231 239H230L229 241H231ZM1 240H2V238H1ZM201 240H200V241H201ZM204 240H202V241H204ZM252 240H253V241H252ZM149 244H150V243H146V244H144V246H145V247H153V246H154V244H150V245H149ZM204 245H205L204 247H205V249H206V246L209 245V244L205 243ZM262 245L264 246V244H262ZM262 245H260V247H261ZM214 246H215V245H213V247H211V246H207V249H206V250H209V249H210L209 252L206 251V250L204 249V247H203V250H202V251L200 250L201 252H203L202 254H201V253H198V251H196V250H194L193 252H192V251H191V252L189 251V252H190V255H192V256H199V257H200V254H201V256H204L205 254H210V253H212V252H213V253H215V252L220 253V252H219L220 250H219L218 248H217L218 250H216V248H215ZM251 246H252V245H251ZM251 246H249V248H248V247H246V248L250 249L252 252H253V251H259V252H260V251L263 249V246H262L261 248L259 247L261 250H260V249L258 250V248H257L258 246L256 247V245H253L252 247H251ZM208 247H209V248H208ZM210 247H211V248H210ZM162 248H163L164 251H169L170 253H173V255H176V254H177L176 251L170 249L169 247H162ZM243 248H244V245H243ZM211 249H212V250L214 249V251H215V250H216V251H215V252H214V251H211ZM235 249H236V248H235ZM238 249H239V248H238ZM240 249H242V246L240 247ZM256 249H257V250H256ZM22 250H23V251H22ZM221 250H222V249H221ZM226 250H227V249H225L224 251H221V252H223L222 254H224V253L227 252L225 255H226V256H230L232 253H234V252H229V253H228V251H226ZM250 250H249V251H250ZM195 251H196V252H195ZM200 251H199V252H200ZM205 251H206L207 253H206ZM210 251H211V252H210ZM262 251H263V250H262ZM25 252H24V254H25ZM73 253H75V252H73ZM110 253H111V251H110ZM110 253H109V254H110ZM196 253H197V254H196ZM213 253H212V254H213ZM17 254H18V253H17ZM85 254H87V253L85 252ZM111 254H112V253H111ZM111 254H110V255H111ZM198 254H199V255H198ZM203 254H204V255H203ZM69 255L71 256V255H74V254L71 253V254H69ZM110 255H108V258H110ZM119 256H120V255H119ZM253 256H254V255H253ZM85 257L88 258L89 255H88V256H87V255L84 256L83 261H82V262H83L82 264H84V263H88V259H86ZM111 257H112V255H111ZM121 257L123 258L122 254H121ZM119 258H120V257H119ZM0 259H2V258H0ZM22 260H23V261H22ZM108 260H109V259H108ZM19 261H20V262H19ZM24 261H25V262H24ZM89 261H90V260H89ZM226 261H227V260L225 259V262H226ZM1 262H2V263H1ZM0 263H1V264H4V261H3V260H2V261L0 260ZM130 264H135V262H134V261H132V262L130 261Z\"/></svg>",
  "mask_w": 264,
  "mask_h": 264
},
{
  "label": "water",
  "instance_id": "95a60500",
  "mask_svg": "<svg viewBox=\"0 0 264 264\" xmlns=\"http://www.w3.org/2000/svg\"><path fill=\"white\" fill-rule=\"evenodd\" d=\"M80 197L75 201V216L83 219L86 224L95 225L100 222L102 225L108 223V215L102 201L95 196L92 185H86L79 191Z\"/></svg>",
  "mask_w": 264,
  "mask_h": 264
}]
</instances>
